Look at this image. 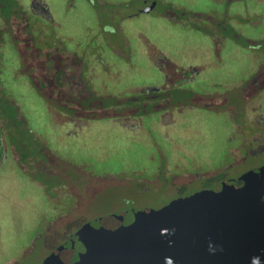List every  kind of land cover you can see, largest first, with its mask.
<instances>
[{"label":"flooded vegetation","instance_id":"flooded-vegetation-1","mask_svg":"<svg viewBox=\"0 0 264 264\" xmlns=\"http://www.w3.org/2000/svg\"><path fill=\"white\" fill-rule=\"evenodd\" d=\"M263 166L264 0H0V175L42 205L23 253Z\"/></svg>","mask_w":264,"mask_h":264},{"label":"water","instance_id":"water-1","mask_svg":"<svg viewBox=\"0 0 264 264\" xmlns=\"http://www.w3.org/2000/svg\"><path fill=\"white\" fill-rule=\"evenodd\" d=\"M41 264H264V166L218 192L87 222Z\"/></svg>","mask_w":264,"mask_h":264},{"label":"rangeland","instance_id":"rangeland-1","mask_svg":"<svg viewBox=\"0 0 264 264\" xmlns=\"http://www.w3.org/2000/svg\"><path fill=\"white\" fill-rule=\"evenodd\" d=\"M6 176L3 173L0 175V264H12L13 261L19 264H41L56 243L53 237L42 236L38 238L32 252H22L30 239L35 237L34 212L42 206L39 191L30 183L21 182L19 186L21 178L16 180ZM23 197L30 201L25 207ZM19 198L20 202L17 200ZM144 198L139 196L134 200L144 203ZM103 207L106 209L105 205ZM100 209L95 207L94 211L100 212Z\"/></svg>","mask_w":264,"mask_h":264}]
</instances>
